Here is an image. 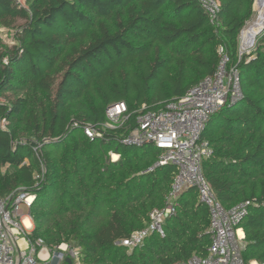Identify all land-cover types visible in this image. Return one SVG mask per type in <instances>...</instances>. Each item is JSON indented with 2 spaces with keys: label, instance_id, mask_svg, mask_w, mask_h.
Here are the masks:
<instances>
[{
  "label": "trees",
  "instance_id": "obj_1",
  "mask_svg": "<svg viewBox=\"0 0 264 264\" xmlns=\"http://www.w3.org/2000/svg\"><path fill=\"white\" fill-rule=\"evenodd\" d=\"M212 23L198 0H0V199L34 194L29 237L81 249L83 264H176L211 246L210 211L198 189L175 199L164 235L119 244L166 207L179 167L156 165L162 149L124 141L138 111L177 101L211 77L224 47L243 99L209 119L204 174L225 208L249 201L239 224L247 263L264 264V38L239 57L255 0H218ZM18 19L25 25L16 26ZM125 102L123 125L89 138L106 109ZM112 153L119 155L113 159Z\"/></svg>",
  "mask_w": 264,
  "mask_h": 264
},
{
  "label": "built area",
  "instance_id": "obj_2",
  "mask_svg": "<svg viewBox=\"0 0 264 264\" xmlns=\"http://www.w3.org/2000/svg\"><path fill=\"white\" fill-rule=\"evenodd\" d=\"M198 2L210 21L216 23L220 11L218 0ZM255 8L257 16L239 35L240 58L253 53L264 38V0H255ZM219 54L221 61L213 76L206 77L185 96L167 103L162 109L151 110L144 105L138 111L135 128L124 139L126 143L138 146L154 144L162 149L156 165L173 163L179 167L166 207L151 213L147 227L118 242L128 249L142 245L154 231L164 235V222L175 213V199L184 189L194 186L210 211L211 246L206 257L194 255L188 261L176 264H257L256 261H245L242 252L245 235L239 228L248 214L250 202L225 208L203 171V161L213 152L209 142L202 138L206 124L222 106L243 99L239 68L230 65L224 47L219 48ZM127 113L125 102L113 104L106 109V121L99 127L86 126L84 133L89 138L102 137L107 129L122 126ZM115 156L119 157L112 153L113 159ZM34 198V194L19 190L0 199V264H83L79 247L65 242L51 247L42 238L32 240L29 237L33 230L30 207Z\"/></svg>",
  "mask_w": 264,
  "mask_h": 264
},
{
  "label": "rangeland",
  "instance_id": "obj_3",
  "mask_svg": "<svg viewBox=\"0 0 264 264\" xmlns=\"http://www.w3.org/2000/svg\"><path fill=\"white\" fill-rule=\"evenodd\" d=\"M17 1L22 6H25L26 5V0H17ZM254 11H255L254 17H253V19L250 22H252L254 20V18L258 14V12H257V10L255 8V3H254ZM26 22H27L26 19H18L15 24H16V26L25 25ZM15 30H16V28L15 29H6V28H3V27H0V37H1L2 41L6 45L12 46L15 43V39H14ZM31 223L33 225L32 217H31ZM27 224H30L29 220H28V223Z\"/></svg>",
  "mask_w": 264,
  "mask_h": 264
},
{
  "label": "bare ground",
  "instance_id": "obj_4",
  "mask_svg": "<svg viewBox=\"0 0 264 264\" xmlns=\"http://www.w3.org/2000/svg\"><path fill=\"white\" fill-rule=\"evenodd\" d=\"M115 158L117 159V156H115ZM30 222V221H29ZM26 223H28V219H26ZM240 233L242 234V232L240 231Z\"/></svg>",
  "mask_w": 264,
  "mask_h": 264
},
{
  "label": "crops",
  "instance_id": "obj_5",
  "mask_svg": "<svg viewBox=\"0 0 264 264\" xmlns=\"http://www.w3.org/2000/svg\"><path fill=\"white\" fill-rule=\"evenodd\" d=\"M243 233H244V231H243ZM257 263V262H256ZM258 264V263H257Z\"/></svg>",
  "mask_w": 264,
  "mask_h": 264
}]
</instances>
